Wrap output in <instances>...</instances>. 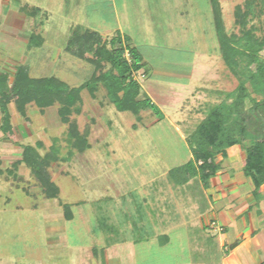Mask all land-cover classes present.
I'll return each mask as SVG.
<instances>
[{"label":"rangeland","instance_id":"obj_1","mask_svg":"<svg viewBox=\"0 0 264 264\" xmlns=\"http://www.w3.org/2000/svg\"><path fill=\"white\" fill-rule=\"evenodd\" d=\"M80 1L83 9L78 11L71 4L64 7L69 9L64 17L60 15L62 3L55 4L47 31L49 42L3 43L0 72L12 77L20 65L27 64L34 77L54 75L72 86L86 82L95 68L67 50L65 28L78 23L100 27L108 40L118 34L113 30L116 15L110 0ZM114 1L124 31L146 59L149 76L135 75L141 81L142 97L150 98L155 106L136 115L111 103L102 83L96 97L83 89L81 111L73 113L71 121L88 136L90 147L79 152L70 137V124L61 121L57 105L41 111L30 104L25 118L11 103L13 136L4 139L0 132V168L5 170L19 159L25 145L40 142L38 150L50 158L48 169L60 186V194L45 198L24 163L16 170V177L0 174V255L6 260L24 258L38 264H98L105 247L110 258L129 264V228L132 222L145 227L150 218L151 225L159 222L170 243L162 249L155 239L135 245L139 264H190L206 259L220 264L227 251L220 246L217 221L211 224L215 228H203L200 223L197 203L204 206L205 200L197 187L199 178L182 185H174L168 178L172 168L191 159L189 137L209 110L220 103L230 104L239 84L220 50L211 0ZM218 1L226 32L239 33L235 11L247 0ZM254 11L247 27L264 37V0H256ZM261 57L264 60V51ZM175 63L187 64L182 71L191 70V77L156 70L158 65ZM256 67L253 64L251 69ZM246 87L250 95L238 111L248 127L246 138L239 144L245 153L252 137L264 134V87H254L250 81ZM204 98L207 100L197 114L194 109ZM52 152L56 159H51ZM228 158V152L215 157L220 164L215 176H236L241 160L237 158L235 168ZM261 191L264 196V187ZM67 203L72 205L71 220L63 216ZM48 214L57 228L62 227L65 242H45Z\"/></svg>","mask_w":264,"mask_h":264},{"label":"trees","instance_id":"obj_2","mask_svg":"<svg viewBox=\"0 0 264 264\" xmlns=\"http://www.w3.org/2000/svg\"><path fill=\"white\" fill-rule=\"evenodd\" d=\"M255 2L256 0H247L244 6L237 7L236 23L241 29L239 33L228 34L219 1L211 0L220 50L226 66L238 78L239 84L232 93V102L212 107L189 137L191 159L168 173V178L175 185L186 184L198 177L203 185L209 186L211 178L220 169L215 157L219 153L226 156L227 147L242 144L246 138L248 127L238 113L250 95L246 83L250 81L254 87H264V60L261 57L264 37L257 36L252 28L247 27L250 16L255 14ZM67 50L87 60L95 68L91 77L80 86H72L54 75L34 77L27 64L17 68L12 82L7 73L0 72V109L3 114L0 129L7 138L13 136L9 111L11 102L25 118H28L30 104L36 105L41 111L57 105L61 121L70 124V137L79 152L90 147L88 136L82 134L71 121V115L81 111L83 89H88L91 96L96 97L99 84L102 83L111 103L120 111H131L136 115L155 106L150 98L142 97L141 84L135 77V73L144 67L143 57L136 48L124 44L120 34L117 38L108 40L99 31L77 25L71 31ZM253 64H257L255 70L251 69ZM40 146V142L25 145L21 158L13 162L8 173L16 177V170L24 163L38 182L44 197L57 198L60 186L52 180L48 169L50 158L46 159L41 155L38 150ZM246 154L244 173L252 180L253 195L260 201L264 197L261 191L264 185V134L252 137V143L246 147ZM50 157L56 159V154L52 152ZM64 213L66 219L73 218L70 204L64 205Z\"/></svg>","mask_w":264,"mask_h":264},{"label":"crops","instance_id":"obj_3","mask_svg":"<svg viewBox=\"0 0 264 264\" xmlns=\"http://www.w3.org/2000/svg\"><path fill=\"white\" fill-rule=\"evenodd\" d=\"M110 1L113 5L114 15H116V27L113 30L116 31L117 34H120L124 44L127 43L140 52L145 64L144 67L138 72L141 74L142 78L148 77L149 71L146 68V59L142 54L140 48L135 43H133L132 37L126 34V32L124 31L125 29L123 28L121 22L122 20L118 18L115 1ZM57 2L58 4L60 2L62 3L61 8H63L61 10L62 12L60 11V15L63 17L64 14H67L69 10L66 8L70 7L71 4L72 6H74V8L77 7L78 11H81L83 9V4H81L80 0H0V46H2L5 42H49V35L47 34L50 28L49 19L53 12L56 11V8L54 6ZM64 7L66 8L64 9ZM78 25L88 27L89 29L96 31H99L98 29L100 28L90 27L80 23H78ZM74 27L73 25H69V28L66 27L68 29L65 28L67 32V36L65 39L66 43L69 41L71 31ZM105 29L106 28L104 27L102 28V30ZM105 34L110 35L107 31L105 32ZM27 47L30 48L31 44L28 43ZM3 58L4 57L0 53V59L2 60ZM172 65H158L156 67V70L157 72L161 73H167L172 75L178 74L179 76L185 75L187 77H191V70H188L186 72L182 71V67H186L185 65L187 64L175 63L174 66ZM13 78L14 75L10 78V82L13 81ZM138 81L141 84V81ZM203 90H206V88H202V91ZM206 100L207 98H204V101H201L199 106L194 109L197 114L201 112V105L204 104ZM11 103L9 104V111ZM2 117L3 114L0 109V127L2 124ZM0 132L4 139H9L5 136L1 129ZM227 152L229 157L228 159L231 163H233L232 165L234 167L237 164L235 161H237L238 157L241 160V165H237V172L235 177H231L228 173L222 175L218 174L217 176L211 178L209 186L203 185V183L199 180V186L197 187L202 192L201 198L205 200L204 206L197 203V207L200 212V223L203 228L206 226L214 227L211 224L212 222L215 223V220L217 221V223H215V227H218V231H220L221 233L219 235V243L220 246H222L227 251V254L221 257L220 264H261L264 261V257H262V252L264 251V222L262 221L264 215V201H257L255 199L253 195L254 184L252 180L247 177L243 171L246 159L245 151H242L241 146L239 144H236L231 146L227 150ZM12 165L6 168L5 170L0 168V174L2 175L4 173H8V169H10ZM220 175L221 180H219V182L217 180ZM232 181L235 183L232 184ZM262 187H264V185ZM63 216L66 219L65 214ZM148 220V224L145 227H141L135 222H132V225L129 228V237L131 239L130 249L132 250L129 253V264H139L137 261V254L135 252V245H140L144 243L146 244L150 240L155 239L158 249H162L168 246L170 243L169 235L165 232V230H160V228L158 227L159 222L153 221V225H151V219L149 218ZM48 222L50 223L49 226ZM45 223L47 225L44 238L45 242L48 245H58L67 240L66 234L61 231L62 227L57 228L58 226L54 225L56 223L55 220L49 214L45 216ZM210 237L213 238V236H206L207 239H209ZM94 250L95 252H97V249ZM101 255L102 258L98 261V264H122L119 259L115 260L114 258H110L108 252L106 253L105 247L103 248ZM193 262L190 264H212L211 259H206L204 260V262L200 263ZM0 264L38 263L30 259L24 260V258H10L6 260L0 255ZM164 264L182 263L179 262Z\"/></svg>","mask_w":264,"mask_h":264}]
</instances>
